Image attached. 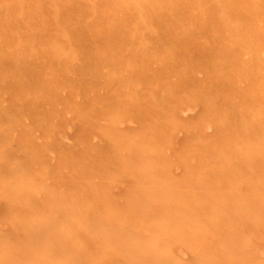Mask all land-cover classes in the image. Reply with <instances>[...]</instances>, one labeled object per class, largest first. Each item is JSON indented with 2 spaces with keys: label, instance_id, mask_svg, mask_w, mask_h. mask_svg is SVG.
Instances as JSON below:
<instances>
[{
  "label": "rangeland",
  "instance_id": "374dc122",
  "mask_svg": "<svg viewBox=\"0 0 264 264\" xmlns=\"http://www.w3.org/2000/svg\"><path fill=\"white\" fill-rule=\"evenodd\" d=\"M0 264H264V0H0Z\"/></svg>",
  "mask_w": 264,
  "mask_h": 264
}]
</instances>
